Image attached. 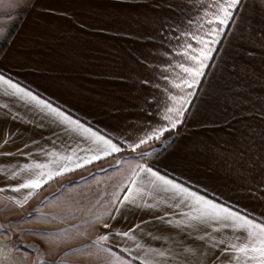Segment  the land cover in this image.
Masks as SVG:
<instances>
[{"label":"crops","instance_id":"crops-1","mask_svg":"<svg viewBox=\"0 0 264 264\" xmlns=\"http://www.w3.org/2000/svg\"><path fill=\"white\" fill-rule=\"evenodd\" d=\"M213 11V0H14L15 29L0 53V75L119 142L122 151L49 180L19 206L14 200H22L28 190L11 189L30 175L21 172L26 164L95 146L82 129L70 130L0 84V211L32 213L41 206L39 211L75 213L74 228L90 227L86 244L102 231L135 229L136 243L166 253L153 257L158 264H220L223 245L206 247L211 241L199 239L205 228L178 229L157 219L167 213L165 219L175 221L190 211L174 207L177 201L162 186L145 181V201L154 208L121 207L117 200L127 195L129 180L142 164L264 222V0H242L219 43L211 45L212 59L197 85L183 92L175 87L188 78L179 67L190 66L186 46L200 47L193 34L205 36L216 26L207 23L206 13ZM188 92L183 123L137 148H148L147 155L130 156L129 144L167 124L162 117L173 104L170 97ZM13 173L20 175L13 178ZM47 196L58 201L44 200ZM108 211L115 213L109 229L86 227L88 218ZM61 218L60 227L71 226L70 216ZM211 234L234 240L226 231ZM10 244L0 231L3 264H26ZM110 247L132 264H141L136 257L145 254L135 251L133 241L116 236Z\"/></svg>","mask_w":264,"mask_h":264},{"label":"snow or ice","instance_id":"snow-or-ice-1","mask_svg":"<svg viewBox=\"0 0 264 264\" xmlns=\"http://www.w3.org/2000/svg\"><path fill=\"white\" fill-rule=\"evenodd\" d=\"M241 2L242 0H213L215 11L210 14L206 13V15L209 16L207 23L209 25H216L209 28L208 32L205 34L206 37H210L211 39L193 34V39L200 47L196 48L191 44L186 46L187 49L190 50V54L186 51L184 55L190 61V66L181 64L179 67L188 78L184 79L182 83L175 84L177 89L183 92L197 85L200 78L204 75V69L208 67L206 62L212 59L214 49L211 45L219 43V37L224 27L228 25L233 17V11ZM0 84L11 89L14 94L27 97L41 108L46 109L48 113L56 116L60 123L69 126L70 130L78 131L82 129L83 133L88 134L84 139L91 140V143L95 146L88 149H80L79 152L72 150L71 155L54 152L51 153L52 159L47 163L26 164L21 169V172L29 173L30 175L28 178L24 179L23 182L19 183L17 187L11 189L13 192L17 193L21 192V190H28L22 200H14L19 206L23 207L34 194V191L40 189L49 180L83 168L95 161L122 151L119 142L114 143L111 138L100 135L91 128H86L77 120L72 119L71 116L54 108L51 104L38 99V97L33 95L30 91L20 88L10 79H5L2 75H0ZM191 94L192 93L188 92L186 95L171 96L170 99L173 101V104L166 108L162 117L167 124L153 128L144 138H140L137 143L129 144L128 147L135 151L141 145L152 140H160L165 133L177 129L178 125L183 123V116L186 111L185 105L189 103L187 96ZM19 175L20 173H13V178ZM145 181L154 188L156 186H162L163 191L172 194L173 198L177 201L173 205L174 207L180 208L181 205H183L190 209L188 212L181 213L183 219H176L175 221L172 219H165L168 215L167 213H165V216L157 217V219L163 220L169 225L174 223L178 229L188 228L198 231L199 228H205L204 235L199 236V239L201 241H211L210 245H205L206 247L214 249L223 245L221 252L225 259L217 257L220 264H264V222H256L229 207L216 203L211 199H206L205 196L191 191L188 187L166 178V176L161 175L150 166L142 164L136 166L126 189L127 195H125L122 200L117 197V200H120L121 207L125 205L137 208L155 207V205L145 201V195L148 192ZM3 191L4 189H0V192ZM119 211V208L115 209L116 213ZM114 218L115 213L108 211L106 213L96 214L93 219L86 221V223L91 227L106 230L110 228V221ZM193 222H195V225ZM210 222L218 226L212 227ZM0 227L3 226L0 225ZM140 227L141 225L135 226L136 229ZM208 228H211V233L219 234L226 231L230 235L234 234V240L232 242H226L224 239H217L216 235H212L207 231ZM149 235L151 236V233H149ZM113 236L133 241L135 243V251L137 253L141 251L145 253L142 259L139 256L136 257L140 259L141 264H158V261L154 260L153 257L163 258L166 256L163 250L157 251L151 247L145 248L144 245L136 243L137 237L135 235V229L122 232L113 231L111 234L102 231L94 240L74 249L73 254L76 252L91 253L92 249H96L97 253L108 254L110 258L108 264H131V261L125 260L109 246L112 243ZM152 238L159 239V237L156 236ZM121 251L129 252L130 249L124 248L121 249ZM0 264H3L2 247H0ZM213 264H215V261Z\"/></svg>","mask_w":264,"mask_h":264},{"label":"rangeland","instance_id":"rangeland-1","mask_svg":"<svg viewBox=\"0 0 264 264\" xmlns=\"http://www.w3.org/2000/svg\"><path fill=\"white\" fill-rule=\"evenodd\" d=\"M13 1L0 0V45L15 26L16 18L10 13ZM148 151L149 149L144 147L131 151L129 155L141 157ZM3 198L0 196V204ZM43 199L53 203L58 201V197L53 196ZM38 209L32 213L0 211V225L3 226L0 227V231L11 243L13 251H16L26 264H45V262L46 264H108L110 259L108 254L97 253L96 249H92L91 253L76 252L73 254L74 249L86 244L85 237L91 238L88 233L89 225L86 226L89 228H74L75 213L61 214L57 210L39 211ZM64 215L70 216L71 219L70 222L67 221V225L71 226H59V220ZM82 215L87 218L89 213H82ZM62 221L65 222V218Z\"/></svg>","mask_w":264,"mask_h":264},{"label":"trees","instance_id":"trees-1","mask_svg":"<svg viewBox=\"0 0 264 264\" xmlns=\"http://www.w3.org/2000/svg\"><path fill=\"white\" fill-rule=\"evenodd\" d=\"M14 29H15V28H13V29L11 30V32L9 33V35L7 36V38L1 43V45H0V53H1V52L4 50V48L7 46L8 41H9V38H10L11 34L13 33ZM177 135H178V132H176V134H174L173 137H170V139H169V143L173 142V141L176 139ZM169 143H168V144H169ZM168 144H167V141H166V143L162 144V147H163L162 149L166 148V147H167L166 145H168ZM164 146H165V147H164ZM159 147H160V146H159Z\"/></svg>","mask_w":264,"mask_h":264}]
</instances>
